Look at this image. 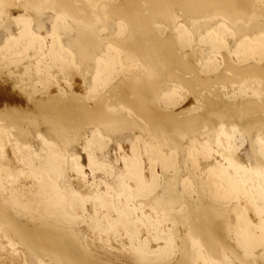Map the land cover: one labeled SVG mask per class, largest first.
Here are the masks:
<instances>
[{"label":"bare ground","instance_id":"bare-ground-1","mask_svg":"<svg viewBox=\"0 0 264 264\" xmlns=\"http://www.w3.org/2000/svg\"><path fill=\"white\" fill-rule=\"evenodd\" d=\"M0 1L5 3L10 0ZM39 2V0H28V5L32 7V12H34L33 9H38L37 5H39ZM44 3L46 2L43 1L42 4ZM50 5L51 10L57 13V16H67L77 24L87 26L92 32L100 30L99 28L103 26L105 19L111 18L116 20L118 22H116V25L118 24V34H131L129 41L120 45L121 50L119 51L131 58L133 66L131 65L132 68L130 67L128 69H132L133 71L139 70L143 75L137 81L122 79L118 75L120 71L118 64V62L120 63L119 53L117 54L116 50L112 49V47H108V61L99 57L96 61L95 67L97 74L92 78L93 80L91 79L92 84H90V91H88L92 99L90 107L78 98V95L72 96L69 93L60 91L58 83L44 84V87L47 88L52 85L57 86L60 94L57 95L55 93L57 95L55 97L49 96L34 101L35 106L32 109L33 111L27 110V112L18 108L8 109L9 106L7 105L6 108L5 105V109L2 110V108L0 110V127L2 132L11 134L15 139L20 140L26 132L40 130L41 132H46L45 135H48L51 139L62 142L69 137H73L74 139L79 138L83 128L93 124L95 125V129L93 130L96 132H93L92 137L89 134L91 137L90 143L93 144V140L96 137L106 140L99 131V125L114 130H125L133 128L138 122H144L154 131L184 129L193 132L198 131L202 126H208L215 129L216 137H214L218 144L222 145V147L232 149L237 145L242 146L240 145L243 142V137L240 134L241 131L257 125V118L264 114V99L242 102L231 101L230 103L220 104L213 103V99L210 100L211 102H208L209 100L206 98L197 100L198 93L203 87L209 86V84L217 81L204 79L200 76L199 72L211 71L216 66L222 65L225 71L229 73L227 80H224L225 84L232 83L239 87L248 86L253 92L258 94L260 92L264 93V70H258L255 67L235 68L224 63V60L217 61L212 57L206 58L202 48L199 49V52L190 49L187 58H183L178 53L181 47H187L191 39L197 43L196 32L187 29L183 25L184 22H181L182 19H200L217 14H221L227 18L237 16L248 20L261 19L264 18V0H123L119 3L112 0H52ZM63 18L65 19V17ZM57 21L59 24L60 21ZM26 23L24 21L26 25L24 29L27 35V42L25 47H23L25 52L34 51L38 48L39 55L37 57L40 62L44 63V65H47L50 61H54L57 64H64L68 70L66 72L70 73L72 70L71 56H65L63 54V50L65 49L62 50L60 43L53 41L52 52H47L44 42L41 39L42 36H39L37 32L32 33L30 31L31 28L29 27V29ZM175 26L179 29V43L166 39L171 36ZM164 27L168 29L166 33L167 37L164 36L165 38L160 40L158 37L160 33L156 28L161 30L165 29ZM88 28L87 30H89ZM156 31L158 34H155ZM261 38L263 37L261 36ZM8 41L10 42V39ZM249 41L252 40L250 39ZM261 41H264V38ZM263 43L261 44L264 45ZM11 45L7 44V49L4 46L2 47L7 50L5 52L2 49L0 50V62L3 63L5 61L4 57H6L5 55L12 52L11 50L13 48ZM262 45L248 42L245 45L244 52L246 54L255 52L257 58L261 59L264 56V46ZM241 47L243 48L244 46ZM78 48L79 51L81 50L84 53L83 47ZM18 49L21 48L18 46ZM70 54L72 55V53ZM120 57L122 58L121 55ZM202 57L204 58L203 61H205L204 67L200 66V59ZM25 64L24 68L28 67H25ZM26 71H28L27 68ZM131 72L129 73L131 74ZM186 73H190L189 78H186ZM32 74L34 73L32 72ZM47 77L52 78V76L48 75ZM48 79L47 81L49 82ZM220 83L222 82L220 81ZM127 94V97L130 96L129 98L126 97ZM215 95L221 102L223 101L219 95ZM184 96L192 97L194 103H197V105H194L195 108L198 111L201 110L200 114L189 117L183 112L176 114L173 112L164 113L165 111H162V107L167 108L176 105ZM6 97L5 89L0 87V99ZM2 101L3 103L5 101L9 103V100ZM234 121H238V125L236 123L232 124ZM4 136L3 134L2 137ZM258 137L257 141L259 139ZM7 138L10 140L9 135ZM180 138L182 139V137ZM3 139L5 140V138ZM87 139L89 140L90 138ZM143 139L145 140V138ZM11 141H14V139ZM200 141L202 142V140ZM204 141L205 143L202 145L191 144L192 149H189L188 158L197 167L199 176L203 178L202 180L206 179L208 181L213 194L214 201L212 202L214 203L215 210L208 217L206 227L197 223L195 216L184 204H182V207L180 206L179 212L177 211L178 213L174 214L169 208H158V205L149 203L150 200L141 199L140 197L142 195L136 191L126 200L121 193H116L120 195L118 197L113 190L110 191V186L109 189H106L108 186H105V189L100 190L96 196L90 192L91 188L88 189L89 187L87 188L86 185L79 184L78 181L74 188L72 186L75 183L74 174L82 172L84 166L82 167L80 165V157L66 153L68 151L64 152L62 156L55 155L52 156V159L48 158L51 159V163L48 164L49 166L46 165L48 168H44L45 170L38 167L36 157L26 159L25 164L28 165V169L26 168V171H23V167L20 165L22 171L18 175H14L15 173L13 174L9 167L5 168L1 166L0 191H5L6 193L7 189L10 188L9 191L11 192L12 190L10 194H13V198L8 195L9 201L11 199L12 204L14 203L17 208L22 210V215L19 216L16 213L13 215L10 211L11 204L9 208L6 206L7 203L6 205L0 203V257H3L1 259H8L12 264H29V260L25 256V252H29L36 255L40 264H109L100 258L101 256L103 257V252H106L108 248L113 249L111 242L113 238L114 240H122L120 250L124 258L128 259L129 257L130 259V257H135L137 260L144 261L142 264H190L186 250L188 242L198 246L197 252L199 258L196 257V259L198 258L196 264H218V262L222 264H257L258 262H253L255 261L253 258L248 259V257H244L245 255L242 256V253L239 252L240 249L236 250L234 244L239 245L242 250H246V254L247 249L253 250L255 251L254 255L255 253H259L262 256L261 258H264V174L262 173V176L257 175L250 170L253 167L250 166L249 169L247 165L241 166V164L236 169H233L232 165L229 164L230 158H228L229 162L227 161L223 165L222 170H219L212 161L206 159L207 157L214 159L213 156L216 157L217 155H213L216 151L211 153L213 147L211 146L212 148L210 149L208 144L209 140ZM149 142L148 144H143L138 138L136 145L132 148L130 157L124 160V167L127 170V174L136 175L134 180L139 190L143 193L147 192V188H150V186L146 187L147 185L144 181L146 160L142 156L144 154L146 158L153 161L155 154L158 153H156L157 149L155 151L153 149L154 144L152 147L150 145L151 142ZM259 142L260 144L257 146L264 154V143L261 140ZM23 143H25L24 140L22 141V145ZM5 144H2L0 139V151L3 149L6 150L7 147L3 148ZM26 144L28 143L26 142ZM87 144L89 143L87 142ZM52 145H55L54 149L57 151V148H55L56 144L54 143ZM15 147L14 145L13 148L17 150V147ZM62 147H64H60L62 151L68 148L66 145ZM216 148L218 150L217 145ZM222 150L225 149L223 148ZM104 151L106 152V150ZM94 152L97 151H94L92 148L87 149L85 155L82 156V161H87V166L93 168L94 171L110 173L113 168L109 167V169L107 167L109 165L106 166L104 156H97ZM29 154L31 155V153ZM94 154L97 158H95ZM171 154L173 153L171 152ZM172 156L174 157V155ZM220 156L222 155L220 154ZM3 157L5 158V156ZM170 157L168 159L169 161L172 160ZM22 158L25 157L23 156ZM167 158L165 160L163 156L161 159L168 164L166 162ZM165 163H163L164 166ZM14 171L16 172V170ZM153 175L154 178L151 184L156 185L158 178L156 173ZM120 176L122 177V175ZM102 179L105 180L103 177ZM49 180H52V182H49ZM119 181L121 182L120 179ZM199 183L201 182L199 181ZM187 186L190 187L189 185ZM187 186L185 187L186 189L188 188ZM106 197L111 202L109 207L104 202ZM232 202L239 204L241 212L243 211L246 217V219L242 217L243 219L241 221H245H243L244 224L238 232H233L234 229L232 230L229 226L230 224L227 223V214L232 210ZM125 203H130L131 205L127 206ZM16 207L14 208L16 209ZM21 217L30 218L33 222L28 224L25 221H20L19 219ZM192 244L190 245L192 246ZM115 249L118 250V248ZM245 253L243 252V254ZM151 254H155L154 261L150 260L151 258L149 256ZM125 255L131 256L125 257ZM251 255L249 254V257ZM108 257L110 258V256ZM116 257H118V254Z\"/></svg>","mask_w":264,"mask_h":264},{"label":"rangeland","instance_id":"rangeland-1","mask_svg":"<svg viewBox=\"0 0 264 264\" xmlns=\"http://www.w3.org/2000/svg\"><path fill=\"white\" fill-rule=\"evenodd\" d=\"M39 1H40L39 5H37L38 9L37 10L33 9V11L35 13L32 12V7H30V5H28V0H19V1L18 0H14V1L10 0L9 2H5V3L4 2L2 3V1H0V8H1L0 9V43H1L0 44V50L2 49L5 52V50L7 49L6 48L7 44L8 45L12 44L11 46L13 48V50H11L12 52L10 53L11 55L6 54L5 55L6 57H4L5 61H3V63L0 62V87L5 89V93L7 95L6 98L0 99V106H1L0 110L2 108H3L2 110H4L5 109L4 106L6 105V108H7V105H8L9 106L8 109L18 108V109H22L24 111H27V110L33 111L32 109H34V106H35L34 101L41 100L42 98L49 97V96H51V97L57 96L58 94H60L58 92L59 88H60V91L69 93L72 96L78 95V98H80L82 101H84V103L87 106L90 107L92 104V99L89 96L88 91H90L89 87H91L90 84H92V82H91L93 80L92 78H94L97 74L96 67H95L96 61L98 60V57L105 60V61H108V54H107L108 53L107 52L108 47H112V49L116 50L117 54L119 53L118 57H119L120 63L118 62V64H119V70L120 71L118 72V75L122 79L129 80V81H137L143 75L142 73H140L139 70L133 71L132 69H128L130 67L132 68V66H133L132 60L129 56L122 54L119 51V50H121L120 45L129 41V38H131V34H129V33H124L121 35L118 34V24L116 25V22H117L116 20L111 19V18L105 19L103 22V26L101 28H99L100 30L92 32L87 26L77 24L76 22H74L72 19H70L67 16H59V15L57 16V13H55L50 8L51 7L50 3L52 2V0H39ZM43 1L46 3L42 4ZM112 1H117L119 3V2H122L123 0H112ZM20 2H24V3H20ZM23 7H25V8H23ZM51 11H53V12H51ZM32 14L33 15L37 14V15L33 16ZM63 17H65V19ZM57 20L60 21L59 24H58ZM24 21H25V23L27 22L26 23V24H28L27 27L31 28V29L30 28L29 29H30V31H32V33L37 32V34L39 36H42V38L41 37L40 38L44 42V46H45V49L47 50V52H52L53 41H57L60 43L62 50L65 49V50H63V52H64L63 54L65 56L66 55L71 56L72 70L70 73L66 72L68 70L66 69V66L64 64H57L54 61H53L54 63L52 61H50V62H48L47 65H44V63L40 62L39 58L37 57L39 55L38 48H36L34 51L25 52V49L23 47H25V44L27 42V40H26L27 35H26V30L24 29L26 27V25L24 24ZM181 22L182 23L184 22L183 25L187 29L194 30L196 32L195 35L197 36V43H198L197 44L195 42V40L191 39V42L187 45V47H181L179 49L178 53L183 58H187V56L190 53V49H193L195 52L196 51L199 52V49L202 48L204 50V54H205L206 58L212 57V58L216 59L217 61H223L224 60L223 61L224 63H227V64H229L235 68H243V67H253L254 68L255 67L258 70H264V56H262V58L259 59V58H257V54L255 52L248 53V54H246L244 52L245 45L248 42H251L253 44H259V45H262L261 43L264 42V41H261L264 38V18L255 19V20H248L246 18H241V17H237V16L227 18L221 14H217V15H214L211 17H205V18H200V19H191V20L182 19ZM252 22H254V23H252ZM56 24H57V27H56ZM86 27L89 30H87ZM55 28H57L58 30ZM164 28L166 30L165 29L160 30V29L156 28V30L160 33L158 35L160 40H163L165 37H167L166 33H167L168 29H167V27H164ZM43 30H44V32H43ZM227 30H229V31L227 32ZM157 31L155 34H158ZM172 31L173 32L171 33V36L169 38L167 37L166 39L173 40L176 43H179V29L175 26ZM40 33H42V34H40ZM104 33H106V34H104ZM192 36H193V34H192ZM261 36L263 38H261ZM118 38H120V39H118ZM193 38H194V36H193ZM9 39H10V42L8 41ZM250 39L252 41H249ZM108 42H110V43H108ZM21 44H22V46H20ZM13 45H14V47H16V45H17V47L14 48ZM3 46L6 49L2 48ZM18 46L21 49H18ZM241 46H244V47L242 48ZM262 46H264V45H262ZM78 47H81V48L83 47L82 49H83L84 53H82L81 50L79 51ZM71 49H72V51H71ZM19 51H21V52H19ZM223 51H225V52H223ZM70 53H72V55ZM17 54H19V55H17ZM98 55H100V56H98ZM120 55L122 56V58L120 57ZM226 56H227V58H226ZM229 59H231V60H229ZM203 60H204V58L202 57L200 59V66L201 67H204V65H205V61H203ZM121 61H123L122 62L123 64L121 63ZM24 63H26L25 67L28 66V67H26L28 71H26V68H24ZM237 63H239V64H237ZM42 64L44 65L45 69H44ZM124 64H125V67H124ZM248 64H249V66H248ZM41 67H43V68H41ZM121 67H122L123 73H122ZM125 68H127V69L125 70ZM54 70L55 71L57 70V71L55 72ZM130 71H132L131 74L129 73ZM32 72L34 74H32ZM37 72H38V74H36ZM201 73L199 72L200 76L203 77L204 79H213V80H217V81L215 83L209 84V86L203 87L199 91V93H198L199 96L197 99L198 101L200 100V98L201 99L206 98L209 100L208 102H211L210 100L213 99V103L220 104V103H226V102L230 103L231 101L242 102V101H247V100L255 101V100H259V99L260 100L264 99V93L260 92L257 94L256 92H253V90H251L248 86H242V87L240 86L239 87L238 85L232 84V83H229V84L226 83L225 84L224 80L225 79L227 80V76L229 75V73L225 71V69L222 65L216 66V68L211 70V71H207V72H204L202 74ZM134 74H137V75H134ZM30 75H31V77H30ZM47 75L52 76L53 79L51 77H47ZM92 75H94V76H92ZM185 76H186V78H189L190 73H186ZM215 78H218V79H215ZM47 79L49 80V82L47 81ZM220 81L222 83H220ZM45 83H51V84L52 83L53 84L58 83L59 88L57 86H54V85L49 86L48 88L44 87ZM8 91L12 92L11 95H10V92H8ZM86 91H87V93H86ZM85 93H86L87 97H86ZM215 94L219 95V97L222 98L223 101L221 102ZM8 95H9V97H8ZM127 96H128V94L126 95V97ZM129 97H127V98H129ZM2 100H9V103H11V104L9 105V103H7L8 101L7 102L5 101L4 103H6V104H4ZM11 100H12V102H11ZM1 101H2V103H1ZM15 102L17 103V105L19 107L16 105ZM12 103H13V106L15 104L16 107L15 106L13 107ZM194 105H197V103L196 104L194 103L191 96H186V97L184 96V98H182V100L179 103H177L176 105H172V106L167 107V108L162 107L163 108L162 111H165L164 113L173 112L176 114L183 112L186 116L192 117V116H196V115L200 114V111H201V110L198 111V109L195 108ZM260 116L256 120L257 125H253L250 128H248L247 130L241 131L240 134L243 137V142H242V144L240 143V145H242V146L237 145L236 147H234L232 149L222 147V145L218 144L215 140L216 139L215 138L216 137L215 129L208 127V126H202L198 131L192 132L190 130L186 131L184 129L183 130L179 129V130H175V131H172V130L171 131H169V130L168 131H162V130L154 131L144 122H138L137 125L134 126L133 128L125 129V130H114V129L99 125L98 126L99 131H100L101 135H103L105 137L106 140H104L100 137H96L93 140V144L90 143L91 137L93 136V132L94 133L96 132L93 130V129H95V125H93V124H90V125L84 127L80 133L79 138L74 139L73 137H69L62 142H58L55 139H51V137H48V135H45L46 132H44V131L41 132L40 130H34L31 132H26L24 137L19 140V139H15L13 136H11V134H9L7 132H2V129L0 127L1 143L2 144L6 143L5 146H3V148L7 147L6 150L3 149L2 151H0V159H1L0 160V167L1 166L2 167L4 166L5 168L9 167L10 171L13 174L15 173L14 175H18L22 171V169H23V171H26V168L28 169V165L25 164V160L30 158V157H36V159L38 161V163H37L38 167H40L42 170H45L44 168H48V166H49L48 164L51 163L52 156H55V155L62 156L64 154V152L68 151L66 153L74 154V156L77 155V157H80V159H81L80 165L82 167L84 166L82 169L83 170L82 172H80L78 174L77 173L74 174L75 183L72 184V186H74V188H75L77 181H78L79 184L86 185L87 188L89 187L88 189L91 188L90 192L95 194V196H96L99 194L100 190L105 189V186L106 187L108 186V188H106V189H109V186H110V188H111V189H109L110 191L113 190L115 192V195H117L116 193H119V194L121 193V195H123V197H125L126 200L130 198V195L132 193H134V191H136L137 193L142 195L140 197L141 199L144 198L143 200H150L149 203L156 205V206L158 205V208L159 207L169 208V209H171L172 213H174V214H177L179 212L180 206L182 207L183 206L182 204H184L189 209V211L192 212V214L195 216L197 223L201 226L206 227V223H208V221H207L208 217L210 215H212V213L215 210L214 203L212 202V201H214L213 194H212V191L210 190L208 181L206 179L202 180L203 178L201 176H199L200 174H199V171L197 170V167L192 163L191 160H189V158H188V152H190L189 149L190 150L192 149V145H194L193 143L202 145L203 143H205L204 140H206V141L209 140L208 144L210 146V149L212 147L214 148V149L212 148L213 150L211 149V153H214V151H216V152L218 151L217 154H216V152L213 154V155H217L218 157L216 156L217 157L216 158L215 156H213L214 159L211 157H207L206 159L208 161H212L214 163V165L216 166V168H218L219 170H222L223 165L228 161V158H230L229 159L230 162L229 161L228 162L230 165H232L233 169H236V167H239L238 165H240V164H241V166L247 165L248 168L250 166L254 168V169L249 168L252 172H254L257 175L262 176L264 174V171H262V170H264V162H263L264 161V154L260 151L258 146L260 144V142H259L260 140H261V142L264 143V114H262ZM206 119H207V117H206ZM234 123H236L238 125V121L232 122V124H234ZM0 126H1V123H0ZM139 132L140 133L142 132L141 135ZM137 133H138V135H137ZM1 134L2 135L4 134L7 137L9 135L10 140H9V138H7L5 136L2 137ZM89 134H91V137ZM136 136H138V137H136ZM141 136H143V137H141ZM140 137H141V139H140ZM180 137H182V139ZM257 137L260 140L258 139V141H257ZM3 138H5V140H7V141L5 142V140ZM11 138H13L14 141H11V140H13ZM87 138H90V139L88 140ZM138 138L143 144H146V143L148 144V142L150 141L151 143L150 142L149 143L152 147L154 144V147H153L154 151L157 149L156 153L158 152L157 154H155L153 161H150L148 158H146L144 154L142 156L143 159L146 160V165H145L146 170L144 172V181L147 185L146 187L150 186V188H151V189L147 188L148 191L145 190V191H147V192L144 191L145 193H143L141 190H139V188H138V186L134 180L136 175L135 174H132V175L127 174V170L124 167V160H125V158L130 157L132 148L134 145H136V140ZM143 138H145V140ZM39 139H40V142H39ZM147 139H149L148 142H146ZM21 140L22 141L24 140V142H25V143H23V145L26 144V142L28 144H26L23 147ZM25 140H27V141H25ZM200 140H202V142ZM10 141H11V145H10ZM44 141H45V143H44ZM189 141L191 142L190 144H189ZM87 142L89 144H87ZM14 143H16V144H14ZM19 143H20V145L17 146V144H19ZM41 143H43V144H41ZM54 143L56 144L55 148H57V151L54 149L55 145H52ZM82 144H83V146H82ZM14 145L17 147V148L15 147L17 150H15L13 148ZM64 145H66V147H68V148H67V150L63 149V151H62L61 148H64V147H62ZM89 145H90V147H89ZM216 145L218 147V150L216 148ZM255 145L256 146L258 145V146L256 147ZM156 146H158V147H156ZM87 147H89V148H87ZM90 148H92V149H94V151L98 152V153L94 152V153H96L97 156L98 155L104 156V158L107 161V162L105 161L106 166L109 165V166H107L108 168L109 167L113 168V170L111 169L112 171L110 173H105V172L99 173V171L98 172L94 171L93 168H89L87 166L88 165V163L86 164L87 161L86 162L82 161V156L85 155V151L87 149L89 150ZM219 148L221 149V151ZM223 148L225 150H222ZM28 149H29V151H28ZM182 149H184V150H182ZM104 150H106V152ZM13 151H14V153H13ZM17 151H18V153H17ZM103 151H104V153H103ZM232 151H234V152H232ZM4 152L6 155L5 154L3 155ZM32 152L35 153V156H34V153H32ZM79 152H80V154H79ZM171 152L173 154H171ZM29 153H31V155ZM220 154L223 156V158H222V156H220ZM96 155L94 154L95 158H97ZM172 155H174V157ZM176 155H177V158H176ZM1 156L3 159L1 158ZM3 156H5V158ZM23 156L25 158H22ZM27 156H29V157H27ZM163 156H164L165 160L168 157L167 161H166V162H168V164L163 162V160L161 159V158H163ZM169 157L172 160L169 161L168 160ZM42 158L48 162L44 161ZM48 158H51V159H48ZM242 158L246 159L245 162H244V159L242 160ZM21 159H23L24 162L21 161ZM186 161H188L189 163L191 162V163L189 164ZM231 161H233V162H231ZM18 162H20V163L22 162V163H24V165H22V163L20 164ZM163 163H165V166ZM185 163L186 164L188 163V164L186 165ZM234 163H235V166H234ZM1 164H3V165H1ZM20 165H21V167H23L22 169H21ZM46 165H48V166H46ZM24 166H27V167H24ZM12 167L15 168L14 170H16V172L13 170ZM112 172H113V174H111ZM116 173L119 175L117 176ZM154 173H156V176L158 178L157 184L155 183L156 185L151 184L153 182V178H154L153 174ZM105 174H107V175H105ZM108 174H111L113 176L108 175ZM120 175H122V177L124 179ZM102 177L106 180V182H104L105 180H103ZM114 177H116V178L114 179ZM197 177H199V178H197ZM119 179L121 180V182L119 181ZM205 180H206V182H205ZM20 181H21V178H20ZM199 181L201 183H199ZM49 182H52V180H49ZM184 183H185V185H184ZM187 185H189L190 187H188ZM186 186L188 187L187 189H189L190 191L185 188ZM9 189H7L6 193H5V191L4 192L0 191V195L1 194L3 195V196L1 195L2 198L0 196V200L2 201V202L0 201V203L1 204L3 203L4 205H6V203H7L6 206H8V207L11 204L10 207L12 209L9 207L11 213L13 215H15L14 213H16L17 215L20 216V215H22V210L17 208L16 205H14V203L12 204L11 199L9 201L8 195L13 198V196H12L13 194L12 195L10 194L12 192V190L10 192ZM188 192H190V194H188ZM194 192H195V194H194ZM5 196H6V198H5ZM117 196L120 197V195H117ZM186 197H187V199H186ZM4 199H5V201H4ZM193 199H195V200H193ZM208 201H210V202H208ZM104 202H105L107 207H109L111 204V202L108 200L107 197H106ZM210 203L211 204L213 203V204L211 205ZM125 204L127 206L131 205L130 203H125ZM231 205H232V210L229 212V214H231V215L227 214V218H228L227 223L230 224L229 226L232 230L233 229L235 230V231L233 230V232H238V230H241V226H243V224H244L243 221H245V220L241 221V219H243V218L246 219L245 213L243 211H242L243 213L241 212V208H239L240 206L236 202H232ZM14 207H16V209ZM229 216H231V217H229ZM240 216H241V218H240ZM235 219H236V221H234ZM19 220L25 221L28 224H31V222H33L30 218L21 217ZM233 223H234V225H233ZM233 227H235V228H233ZM226 238L228 239V237H226ZM1 241H4V240H1ZM111 242H112V248L113 249L108 248L106 250V252H103L106 256L104 254H103V257L101 256L100 259L102 261L109 263V264H142V262H144L142 260H137L135 257L134 258L136 260L132 257H130L131 260L129 259V257H128V259L124 258V255L122 256V252L120 250V244L122 243V240H119V239L114 240L112 238ZM190 244H192V243L188 242L187 246H186V250L188 253V260H189L190 264H196L197 260L199 258V254L197 252L198 246L193 245V244L191 246ZM234 245H235L234 248L236 250L240 249L239 252L242 253L241 254L242 256L245 255L244 257H248V259L253 258L255 260V261H253L254 263L258 262L259 264H264V258H261L262 256L259 253H255V255H254L255 251L247 249V254H246L245 253L246 250H242V248H240L239 245H237V244H234ZM115 248H118V250H116ZM243 252L245 254H243ZM25 253H26L25 256H27L26 259L29 260V262L27 261L29 264H40L36 255H33L29 252H25ZM248 253L250 255L251 254L252 255L249 257ZM117 254H118V257H116ZM108 256H110V258ZM126 256H131V255H125V257ZM149 257L151 258L150 260H153V261L155 260V254H151ZM196 257H198V258L196 259ZM1 258H3V257H0V264H12L8 259H3L4 260L3 261ZM195 259H196V261H195ZM6 261H8V262H6ZM44 264H47V263H44ZM143 264H145V263H143ZM156 264H161V263H156ZM218 264H222V263L218 262Z\"/></svg>","mask_w":264,"mask_h":264}]
</instances>
